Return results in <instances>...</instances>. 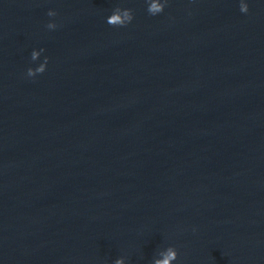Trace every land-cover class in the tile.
Listing matches in <instances>:
<instances>
[{"label": "clouds", "instance_id": "1", "mask_svg": "<svg viewBox=\"0 0 264 264\" xmlns=\"http://www.w3.org/2000/svg\"><path fill=\"white\" fill-rule=\"evenodd\" d=\"M167 5V0H164L162 3L161 0H148V8L147 11L150 15L155 16L157 14H160L164 11L165 7ZM240 11L242 13H247L249 11V7L247 3H244L243 0H241L240 3ZM47 15L49 17H54L57 15V13L54 10H49ZM134 19L133 10L128 8H120L117 7L113 10L112 14L107 17V24L113 26V27H126L129 23L132 22ZM46 27L48 29H55L57 27V24L54 22H49ZM45 50L43 48L40 49V52H44ZM38 53L36 50H33L31 53V60L35 61L37 59ZM48 64V57L45 56L44 58V64L41 65L38 69H33L29 67L27 69V76L28 77H34L37 75V73H44L46 70V66ZM178 259V252L174 250L173 248H169L168 254L165 257L163 261H154V264H169L172 260ZM115 264H123L122 259H117L115 261Z\"/></svg>", "mask_w": 264, "mask_h": 264}]
</instances>
